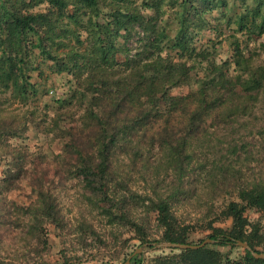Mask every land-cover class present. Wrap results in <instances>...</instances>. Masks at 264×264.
<instances>
[{
	"label": "trees",
	"instance_id": "obj_1",
	"mask_svg": "<svg viewBox=\"0 0 264 264\" xmlns=\"http://www.w3.org/2000/svg\"><path fill=\"white\" fill-rule=\"evenodd\" d=\"M222 24L234 39L230 59L218 63L215 43L200 39L206 32L221 35ZM236 34L251 40L264 34V0H0V249L20 232L29 257L13 262L0 254V264H46L50 228L81 251L105 250L93 259L100 264H124L147 243L201 244L192 239L195 227L176 214L187 200L183 183L166 194H140L130 186L134 173L156 176L163 166L180 182L192 170L206 176V191L224 203L218 210L207 204L200 227L216 244L165 249L150 264H264L232 246L241 241L264 253V175L249 177L236 160L210 161L194 150L206 137L199 123L220 128L249 116L264 88V66L251 63ZM134 37L136 45L128 48ZM47 71L70 80L66 96L55 97L52 115L6 120L3 105L26 104L40 92L56 96ZM30 125L62 144L57 166L83 162L98 177L106 237L87 218H68L58 196L41 185L29 204L9 201L21 181L48 174L46 153L10 143ZM226 151L236 156L235 147ZM146 261L139 254L130 264ZM88 263L73 256L56 264Z\"/></svg>",
	"mask_w": 264,
	"mask_h": 264
},
{
	"label": "rangeland",
	"instance_id": "obj_2",
	"mask_svg": "<svg viewBox=\"0 0 264 264\" xmlns=\"http://www.w3.org/2000/svg\"><path fill=\"white\" fill-rule=\"evenodd\" d=\"M221 35L216 36L213 33H207L200 39L202 44H205L208 39H212L215 43L217 52V59L219 62H224L231 57V42L233 41V31L222 24ZM236 37L240 43V47L246 52L248 57L254 66H264V34L260 37L249 39L247 34H236ZM136 37L132 38L125 45L130 48L136 45ZM124 44L123 41L120 42ZM209 46V43L207 44ZM122 60V57H118ZM46 70V69H45ZM232 76L231 90L233 93H237L236 87L237 72L231 67L229 69ZM49 76L47 86H53L56 89L55 95H43L41 92L38 95L27 99L26 104L19 101H13L12 105L4 106L1 114L8 121L17 122L27 113H34L35 117L42 116L43 114L52 115V112L56 109L54 103L55 97H62L70 88L67 77L55 75L53 72L47 71ZM175 90L173 94L178 93ZM182 94L187 92V88L181 89ZM229 95V94H227ZM5 99V98H4ZM0 98V101L4 100ZM251 114L247 117L240 118L225 127H213L209 125V122H202L198 124L199 129L206 131V137L195 143V154H203V157H207L210 161L215 160L219 163H227L228 161L234 162L236 167H240L249 176L259 177L264 175V88L260 91L257 101L252 107ZM5 109V110H4ZM42 118H44L42 116ZM36 121H39L37 119ZM45 125H48V122ZM37 130L34 126H28L26 133L22 138H15L10 141L12 145L26 146L30 151H43L46 153L47 162L44 163V169L47 168L48 174H41L39 176H30L28 180L21 181L19 189L10 193L8 199L10 202L16 203L19 207L29 204L34 200L33 189L37 185H41L45 189L53 191L59 198L60 204L67 217H80L83 216L89 221L95 223L99 227V234L102 233V237H106L107 231L100 227V225L106 224V220L103 217V209L106 207L101 195L102 189L99 184L98 177L89 170L86 163H60L56 164L55 158L61 154L62 144L58 139H55L53 134H37ZM235 147L237 150L236 156L230 155L226 151V146ZM123 163H128L127 160L121 159ZM118 162V161H117ZM3 162L0 161V175L3 169ZM156 164H152L155 166ZM163 166L162 168H164ZM159 171L154 176V172L151 175L139 177L137 174L132 175L131 188L140 194L150 193L151 189H157L160 194L168 193V190L175 189L176 187L183 186V189L187 191L186 201L176 208L177 217L182 223L190 224L195 227L192 231V239L205 240L209 232H204L200 227L201 224L207 221V204L211 202L215 203L216 210L222 208L223 199L213 201L212 197L206 191L207 179L206 176H200L196 170L188 171V177L183 178L182 181L174 176L170 170L165 168ZM59 170L55 173L56 170ZM147 180V181H146ZM88 186V188H87ZM210 202V203H209ZM254 217V216H253ZM229 225V222L224 224V227ZM50 237L52 238L53 248L51 252L44 256L46 264H56L63 262L65 259H71L73 256H81L89 261L88 264H100L98 260H93L94 257L100 256L99 253H104L105 250L90 249L88 251H81L73 246L70 239L60 240L55 237L52 228H50ZM17 235L6 242L0 249V254L6 260L13 262H24L29 257L27 256V250L23 243H21L20 237ZM133 249V252L137 249ZM222 251H226L225 248H221ZM132 251V250H131ZM163 250H149L145 253L147 261L145 264H150V260L153 257L160 255ZM238 253H242V250L234 251V256ZM65 257V258H64ZM130 257V256H129ZM128 257V258H129ZM149 259V260H148Z\"/></svg>",
	"mask_w": 264,
	"mask_h": 264
},
{
	"label": "water",
	"instance_id": "obj_3",
	"mask_svg": "<svg viewBox=\"0 0 264 264\" xmlns=\"http://www.w3.org/2000/svg\"><path fill=\"white\" fill-rule=\"evenodd\" d=\"M217 241L205 239L201 244L199 245H182V244H174V243H147L144 245H141L138 247L132 255L127 259V261L124 264H130V259L135 256L142 253H145L149 250H165V249H179V250H197L200 248L205 247L206 245L210 244H216ZM232 246L240 247L244 252H249L251 256L254 259H264V253H256L253 251L247 243L241 242V241H233Z\"/></svg>",
	"mask_w": 264,
	"mask_h": 264
}]
</instances>
